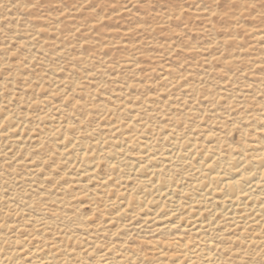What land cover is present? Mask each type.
<instances>
[{
  "label": "rangeland",
  "instance_id": "1",
  "mask_svg": "<svg viewBox=\"0 0 264 264\" xmlns=\"http://www.w3.org/2000/svg\"><path fill=\"white\" fill-rule=\"evenodd\" d=\"M0 109L26 121L24 138L45 122L32 115L61 116L69 126L61 132H73L86 150L92 138L108 144L126 131L151 135L155 145L169 133L179 143L191 136L220 147L235 133L247 139L264 117V0H0ZM41 141H25L11 159L0 154V241L18 242L7 241L8 250L20 252L18 240L35 234L37 245L58 240L45 251L65 263L70 250L82 252L84 238L92 252L78 257L86 263L112 241L143 264L177 259L166 243L177 235L190 242L189 233L123 229L112 238L102 231L119 230L132 215L105 227L115 209L95 206L107 204L116 186L77 177L55 142ZM132 152L127 146L117 155ZM232 235L209 247L219 264H264Z\"/></svg>",
  "mask_w": 264,
  "mask_h": 264
},
{
  "label": "bare ground",
  "instance_id": "2",
  "mask_svg": "<svg viewBox=\"0 0 264 264\" xmlns=\"http://www.w3.org/2000/svg\"><path fill=\"white\" fill-rule=\"evenodd\" d=\"M32 116L44 119L45 122L39 127L34 126L38 133H31V137L24 138L26 121L0 109V154L11 159L16 152L24 149L22 144L25 141L35 142L34 147H37L43 138L50 137L73 169L74 175L95 178L101 185L110 181L111 184L106 186L114 185L117 188L113 198L107 204L102 202L95 206L96 209L103 206L115 209L111 213L115 215L108 218L109 223L105 227L113 223L121 213L128 215L127 212L130 211L132 215L129 214L127 222L116 227L119 230L102 229L112 232L109 237L115 238L123 229L154 234L160 230L178 229L182 233H189L191 238L188 239L190 242L185 239L180 241L182 236L177 235L167 241V247L173 250L171 255L177 257L170 264H219L221 259H217L209 247L223 234L233 233L231 239L237 235L246 246L251 247V255L256 257L260 254V257H264L263 116L254 119V133L250 134L249 138L245 139L247 132H243L244 135L235 133L222 147L216 146L212 141L197 144L191 136H185L182 143H179L176 135L170 133L166 136L168 139L164 144L155 145L151 135L134 137L136 134L126 131L114 136L108 144L99 137L90 139L89 150L83 146V140L71 134L73 132H61L62 127H69L67 123H63L61 116L40 113ZM208 133H211V130H208ZM8 139L14 143L8 144ZM14 144L18 148L16 151L11 149ZM127 146L133 150L132 156L120 158L117 154ZM7 153L12 154L7 156ZM38 169L32 171L38 173ZM105 169L111 172H105ZM112 173L116 176H112ZM120 177L133 181L132 185L125 183L127 181H124L125 185L117 184ZM90 202L95 205V202ZM10 210L13 209L6 211ZM72 216L68 213L64 218ZM75 223V226L79 227L80 224ZM34 235L32 234L31 238H21L24 234L20 236L18 241H24L18 246L22 248L20 252L8 250L11 246H5L7 241L17 244L15 240H1L0 264H143L141 260L145 259L137 252L132 251L134 254L131 255L125 248L117 249V242L112 241L111 244L108 243L100 250L94 251L91 262L86 263L83 260L85 257H78L80 253L84 252L87 256L92 252L89 250L91 247L85 248L88 240L84 238L87 242L83 245L82 252L74 253L70 250L68 255L71 262L65 263L68 261L63 262L59 259L60 255L53 257L45 251L47 247L53 249L58 240L50 246V243L37 245ZM91 243L97 247V241ZM217 245L218 243L214 248ZM152 248L158 249L159 246ZM56 249L58 247L54 250ZM15 253L22 255L15 256ZM155 253L161 254L162 251ZM23 259H27L29 263ZM160 263L158 258L148 264Z\"/></svg>",
  "mask_w": 264,
  "mask_h": 264
}]
</instances>
